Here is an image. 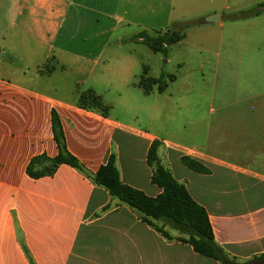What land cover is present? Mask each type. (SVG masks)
<instances>
[{
  "label": "crops",
  "instance_id": "crops-1",
  "mask_svg": "<svg viewBox=\"0 0 264 264\" xmlns=\"http://www.w3.org/2000/svg\"><path fill=\"white\" fill-rule=\"evenodd\" d=\"M262 1L0 0V264H220L92 180L113 154L121 181L155 197L153 142L205 209L215 242L239 261L264 253V11L223 15ZM216 12L218 22L206 20ZM195 19L169 48L164 63L181 71L162 93L138 85L143 67L154 78L173 74L157 65L160 53L153 63L133 58L132 70L102 53L118 29L154 36ZM84 92L107 111L82 107ZM52 112L83 171L61 163L32 177L33 157L58 153Z\"/></svg>",
  "mask_w": 264,
  "mask_h": 264
},
{
  "label": "trees",
  "instance_id": "trees-1",
  "mask_svg": "<svg viewBox=\"0 0 264 264\" xmlns=\"http://www.w3.org/2000/svg\"><path fill=\"white\" fill-rule=\"evenodd\" d=\"M261 11H264V1L251 10L229 14L227 18L231 20L246 18ZM198 23H200L199 19L177 22L169 29L156 31L154 36L139 32L133 36V40L144 43L151 51L166 57L170 46L184 37L185 29ZM146 71V68L143 67L138 81V85L145 92H148L150 87L155 85L157 92L162 93L168 83L175 78L174 74H165L164 72L154 78L147 76ZM79 104L82 107L91 105L100 109L103 113L107 111V107L102 104L100 99L91 93H82L79 98ZM51 122L58 153L53 158H48L44 155L33 157L27 165V173L32 177L50 174L61 163L83 171L81 164L65 148L63 132L55 112L51 114ZM158 146V142H153L147 152V162L152 167L150 181L161 188V192L155 197L148 196L143 191L121 181L113 154L109 156L106 164L101 166L91 178L96 184L103 186L109 195L116 197L121 203L133 208L140 215L143 222L150 225L167 239H172V237L162 226H158L155 221H163L169 224L171 228L182 235L176 237V239L190 244L196 253L217 260L220 264H264V253L255 255L245 261H239L237 258L229 256L215 242L205 209L193 200L184 184L178 182L169 169L160 163L156 152ZM182 161L193 170H201L199 164L190 158L183 157Z\"/></svg>",
  "mask_w": 264,
  "mask_h": 264
},
{
  "label": "rangeland",
  "instance_id": "rangeland-1",
  "mask_svg": "<svg viewBox=\"0 0 264 264\" xmlns=\"http://www.w3.org/2000/svg\"><path fill=\"white\" fill-rule=\"evenodd\" d=\"M232 13L233 12H223V15L227 17L229 14H232ZM131 31L132 29L130 28L118 29L116 32H113L111 37L102 46V53L105 56H117V58L119 59V63L116 64V67L120 66L119 68L126 69V70H132L133 58L134 60L135 58L137 59L141 58L142 61L145 63H148V62L153 63V61H155L151 56L152 51L144 43L133 40V36L128 38V33H131ZM144 33L149 36L153 35V33H151L150 30H145ZM118 34L119 35L122 34L124 38H116ZM165 59L166 57L162 56L161 59H159L157 65L163 66L165 68V71L169 73L177 74L179 71H181V69L179 70L176 67H172L171 63L165 64L164 63ZM188 75L189 73L186 75V78ZM195 77L199 78L198 75H195ZM188 80H189L188 84H190V78H188ZM120 111L126 112V109H121ZM121 115H123V118L126 120L130 119L129 116H127L125 113H121ZM177 234H180V233L177 231Z\"/></svg>",
  "mask_w": 264,
  "mask_h": 264
},
{
  "label": "water",
  "instance_id": "water-1",
  "mask_svg": "<svg viewBox=\"0 0 264 264\" xmlns=\"http://www.w3.org/2000/svg\"><path fill=\"white\" fill-rule=\"evenodd\" d=\"M207 21H210V22H218L219 20V14L216 12L214 14H211L210 16H208L206 18Z\"/></svg>",
  "mask_w": 264,
  "mask_h": 264
}]
</instances>
